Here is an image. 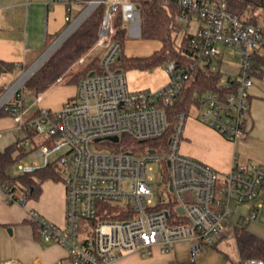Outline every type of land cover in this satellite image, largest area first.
Masks as SVG:
<instances>
[{
    "label": "built area",
    "instance_id": "1",
    "mask_svg": "<svg viewBox=\"0 0 264 264\" xmlns=\"http://www.w3.org/2000/svg\"><path fill=\"white\" fill-rule=\"evenodd\" d=\"M60 2L68 11L70 25L66 34L73 27L75 31L98 7L105 6L97 43L102 50L100 66L79 79L76 95L60 110L40 109L35 117L24 122L18 117L24 108L23 99L9 109L11 116L18 118L19 131L27 128L45 137L41 143L28 135L21 137L19 146L31 150L25 158L34 153L41 164L25 163L24 158L17 164V171L31 173L54 165L59 173L65 174V224L59 226L37 211L28 212V220L45 242L67 250V257L55 264H114L132 253L151 256L155 247L169 253L180 242L191 244L190 256L195 261L203 246L215 247L226 237H235L237 227L252 222L264 224V165L236 163L230 172L221 175L210 165L180 152L185 124L193 109L198 110L202 124L228 141L235 142L245 136L251 89L255 77L262 73L256 55L264 48V28L232 14L225 0H176L183 10L180 23H189L194 18L200 22L192 40L200 55L199 62L220 70L217 60L222 56L220 45H223L230 49L231 55L241 58V65L238 74L223 76L220 81L229 93L202 94L198 106L190 113H178L173 132L163 143L171 128L168 112L192 77L191 69L170 61L165 68L169 75L165 86L130 89L127 72L115 68L124 49L115 37L114 20L118 13L127 25L138 20L137 4L132 0H96L90 5L92 11L84 10L74 18V0ZM124 135L138 141L161 139L157 145L159 151L150 149L138 154L122 147L112 152L92 149L94 143L118 144ZM113 136L119 141L106 140ZM97 139L102 140L96 142ZM165 164L169 182L164 186L172 188L175 203L162 195L156 199L152 172L158 166L157 175L164 179ZM221 177L224 179L219 183ZM0 190L8 203L26 204L24 195H11L5 186H0ZM106 204L120 209L110 210ZM82 220L92 221L94 227L93 236L83 242L79 234ZM240 264L263 263L251 260Z\"/></svg>",
    "mask_w": 264,
    "mask_h": 264
},
{
    "label": "crops",
    "instance_id": "2",
    "mask_svg": "<svg viewBox=\"0 0 264 264\" xmlns=\"http://www.w3.org/2000/svg\"><path fill=\"white\" fill-rule=\"evenodd\" d=\"M88 1L91 0H74L72 16L77 14V10L85 6ZM67 18L66 5L60 0H0V60L23 68L37 58L49 40L53 42V45L66 31L69 25ZM137 23L138 26L135 29L130 28V31L141 37L139 20ZM127 28L129 30V25ZM256 61L262 73L255 77L254 86L251 89L250 111L244 137L235 142L228 141L218 132L202 124L198 118H189L185 124L180 152L210 165L221 175L230 172L236 163L264 165V48L257 52ZM222 64L223 62H220V70L227 76L238 74L241 65L240 63L238 68L231 71ZM157 69L162 67L153 69L158 71L155 73V76L159 75L158 80H146L147 76H154L152 70H148L151 73L140 70L128 71L127 74L132 73L131 79L138 80L133 90L159 89L165 86L169 77L165 73L164 78H160L162 71ZM74 95L75 91L72 89L64 94L59 104L51 106L56 111L60 110L66 100L73 98ZM42 108L53 110L48 107ZM12 131L16 133V139L12 138ZM0 132L4 134L0 137V151L15 143L18 138L25 136L21 130H18V126L14 127L11 120L7 118L0 119ZM43 184L39 198L34 199L36 202L31 205H29L31 199H28L26 204L8 203L5 194L0 190V264L11 261L16 264H55L58 260L67 257L68 252L64 247L45 242L28 220V212L31 210L37 211L54 224L61 222L65 216V185L57 190L56 204L59 211L51 212L43 209L38 203L45 191ZM63 222L65 224L64 220ZM252 223L264 226L261 222ZM255 235L264 239V233ZM190 249L189 242H180L169 253L164 254L155 247L151 256L132 253L118 259L114 264H212L213 259L217 264H240L241 262L238 245L233 235L226 237L215 247L203 246L195 261L191 260ZM216 251L222 253L224 257L221 258L222 260L216 257Z\"/></svg>",
    "mask_w": 264,
    "mask_h": 264
},
{
    "label": "trees",
    "instance_id": "3",
    "mask_svg": "<svg viewBox=\"0 0 264 264\" xmlns=\"http://www.w3.org/2000/svg\"><path fill=\"white\" fill-rule=\"evenodd\" d=\"M137 4L138 20L141 29V39L155 40L161 43V48L149 56H127L124 52L115 64V68L123 71H148L159 67H165L170 61L175 62L183 69H191L192 77L186 82L180 92L177 104L168 112L171 123L170 131L163 138L166 143L176 117L180 112L190 113L193 107L199 104V98L207 92L227 95V91L221 86L220 81L224 74L220 70H213L210 64L200 63L198 50L193 46L194 34H189L179 17L183 14L182 8L176 0H132ZM228 10L242 20L259 25L264 28V0H225ZM105 14V6L102 5L93 11L89 17L72 33V35L53 53V55L31 76V78L19 89L14 98L0 109V118L10 116L9 109L13 103L23 99L27 91L37 96L44 94L50 88L62 80L68 71L87 53L97 47L99 30ZM114 26L117 30L116 38L122 42L123 49L127 39L128 28L118 13ZM184 32L178 42L177 35ZM99 63L93 61L80 72L68 79V83L75 84L78 79L87 76L91 69L98 68ZM193 67V68H192ZM20 69L14 63L0 60V79L4 75L15 74ZM4 87L0 85V98ZM39 110L32 115V118ZM29 134V135H28ZM31 138L34 132L29 131ZM161 139L138 141L129 136H122L116 145V151L121 147L131 153H146L150 149H156ZM22 138L0 151V186L7 187V193L17 196L24 195L28 199L39 198L42 184L47 180H58L59 172L54 165L36 170L31 173H15L17 164L23 160L31 150L19 146ZM109 144H112L108 142ZM163 150L166 149L164 146ZM110 210L117 209V205L106 204ZM119 218L120 216H114ZM235 239L238 245L241 262L251 260L261 261L264 264V239L249 231L248 226H240L235 230Z\"/></svg>",
    "mask_w": 264,
    "mask_h": 264
},
{
    "label": "rangeland",
    "instance_id": "4",
    "mask_svg": "<svg viewBox=\"0 0 264 264\" xmlns=\"http://www.w3.org/2000/svg\"><path fill=\"white\" fill-rule=\"evenodd\" d=\"M88 5H89V1L87 2V4L85 6H83L80 9H78L77 10L78 11L77 15L75 14L76 16L74 15L73 17L77 18V16H79L88 7ZM121 9L122 8L120 7L118 11L120 12ZM69 25L67 26V28L69 27ZM128 25H129V30H128L127 39H126L125 46H124V53L126 55H129V56H147V55H151L155 50L160 49L161 44L158 41H155V40H144V39H141L140 36H137V35L131 33L130 28L135 29L138 26L137 21L136 22H132V23H130ZM184 27L187 29V32L189 34H196L198 32V30H199L200 22L194 18V19L190 20L189 23L185 22L184 23ZM183 35H184L183 31L178 33V35H177V41L178 42L182 39ZM52 43L53 42L51 40H49L47 46H45L42 49V51L37 56V58H35V60H33L32 62H29L28 64H26V66H24L23 68H20V70L17 73L8 74V75H4V76L1 77L0 85H2L4 87L3 95L5 93H7L19 81V79H21L23 77V75L30 69V67L49 48H51L50 46L52 45ZM220 49L222 51V56L219 57V59L217 61L218 62H223L222 65H224L225 68L228 69V70L230 69L232 71L233 69L238 68V66L241 63V58L238 55H230V53H231L230 49L227 48V47H224L223 45H220ZM101 51L102 50L100 48L95 47L94 50H92L91 52H89L85 56H83L68 71L67 75L62 80H60L55 86L50 88L44 94H42L40 96H37V95H35L32 92H29V91L25 92L23 94L24 108H23L22 112L18 115V117L21 118L22 120H24V122H26L27 120L31 119L32 115H34V113L36 111H38L39 109H41L42 107H48V108L53 109V111H56L55 108H53V106H56L57 104H59L61 102V100H62V98H63L65 93H68L72 89L75 91V95L77 93V86L75 84L78 83V81H79V79L81 77L78 79L77 83H75V84L68 83L67 82L68 79L71 78L76 73L80 72L82 69H84L88 64L92 63L93 61H95L96 63L100 64L101 63V59H102L101 58V56H102V52ZM165 68H166V66L162 67V69H157V70H161L162 71L160 78H164L165 75H163V74H165V73L169 77V75L166 72ZM152 72H153L152 74H154V76L153 75L147 76L146 80H150V79L158 80L159 79V75L158 74L155 76V73H157L158 71H153L152 70ZM149 73H151V72H149ZM131 74L132 73L129 72L127 74V78H128V85H129L130 89L133 90V87L135 86V84H137L138 80L131 79L132 78ZM224 76L227 77L226 74ZM133 81H135V82H133ZM149 87H152V86H149ZM16 91H18V89ZM14 94H12V96ZM42 98H43V101L41 102ZM68 100H70V99H68ZM68 100H66V102ZM51 105H53V106H51ZM42 109H45V108H42ZM198 117H199L198 110L197 109H193L192 112L190 113V117L189 118H198ZM3 118H7V119L11 120L12 125L14 127L18 126V124L16 122V121H18V118H13L11 115L3 117ZM0 119H2V118H0ZM13 131L11 132V136H12V138L13 137L15 138V134L16 133H14ZM29 131H30L29 129L23 128V130L21 132L24 135H27L26 133H28ZM2 136H4V134H2L0 132V137H2ZM33 139L35 140V142L41 143V142L44 141L45 137L42 136V135L34 134ZM116 148H117L116 145L109 144L108 142L94 143L92 145V149L95 150V151H99V152H112V151H116ZM33 161L38 163V164H41V161L35 157L34 153L29 155L27 158H25V163L32 164ZM164 170H165V178L164 179H160L159 175H157L158 171H160L158 166H156V171L152 172L155 175V183H156V186H157L156 199L160 195H162L167 201L171 200L172 203H175L176 198H175L174 194L172 192H170L169 187L165 188V186H164V185L168 184V182H169V170H168L167 164H165V169ZM14 171H15V173H19L17 171V168H15ZM59 174H60V178L57 181L50 179V180H47V181L44 182L43 189L45 191H44V194L41 197V199H39V201H38V203L40 204V206L43 209L49 210L51 212H58L59 211V208H58V206L56 204L57 190H58V188H61L62 186L65 185L64 184L65 174L63 172H60ZM223 179L224 178L221 177L219 183ZM128 188H129V186H126V190H128ZM35 202L36 201L34 199H31V200H29V203H30L29 205H31L32 203H35ZM119 209H120V207H119ZM119 209H116V212L119 211ZM64 215H65V213H64ZM41 216H43V215H41ZM63 220L65 221V216H63ZM63 220L61 222H57L56 225L63 226L64 225ZM47 221H49V220H47ZM51 223H53V222H51ZM248 229H249V231L254 232L255 234L264 233V226H262V225H260L258 223H251L249 225ZM93 232H94V227L92 225V221H90V220H82L80 222V229H79L80 241L83 242L87 238L92 237L93 236ZM184 248H187V246H184ZM216 257L218 259H220V260H222L221 258H224L222 253L221 252H217V251H216ZM214 263H216V261L213 259L212 260V264H214Z\"/></svg>",
    "mask_w": 264,
    "mask_h": 264
},
{
    "label": "bare ground",
    "instance_id": "5",
    "mask_svg": "<svg viewBox=\"0 0 264 264\" xmlns=\"http://www.w3.org/2000/svg\"><path fill=\"white\" fill-rule=\"evenodd\" d=\"M73 29L74 27L69 32L73 31ZM69 32L53 47H51L50 50L46 54H44V56L40 58L32 67H30V69L23 75V77L19 79V81L0 99V108L11 98L12 94H14L17 89L19 90V88L22 87V85L32 75V73H34L36 69H38L48 59V57L54 52L58 45L67 37V35H69Z\"/></svg>",
    "mask_w": 264,
    "mask_h": 264
},
{
    "label": "water",
    "instance_id": "6",
    "mask_svg": "<svg viewBox=\"0 0 264 264\" xmlns=\"http://www.w3.org/2000/svg\"><path fill=\"white\" fill-rule=\"evenodd\" d=\"M95 1H96V0H92L91 3L95 2ZM91 3L88 5V7L85 9V11H86V10H91V11H92V9H90V7H91V6H90ZM91 11H90V12H91ZM88 16H89V15H88ZM88 16L82 21V23L88 18ZM136 21H138V20H136ZM82 23H81V24H82ZM81 24H80V25H81ZM80 25H79V26H80ZM79 26H78V27H79ZM73 32H74V31H73ZM73 32H72V33H73ZM72 33H70L69 35H67V37H66V38H65V39H64V40L58 45V47L54 50V52H55V51H56V50H57V49H58V48H59V47H60V46H61V45H62V44H63V43H64V42H65V41L71 36V35H72ZM65 35H66V31H65V32H64V33H63V34L57 39V41L53 44V46H54L59 40H61ZM53 46H51V47H53ZM49 50H50V48H49L44 54H46ZM54 52H53V53H54ZM53 53L48 57V59L53 55ZM44 54H43L40 58H42V57L44 56ZM40 58H39V59H40ZM39 59H38V60H39ZM48 59H47V60H48ZM38 60H37V61H38ZM47 60H46V61H47ZM37 61H36V62H37ZM46 61H45V62H46ZM36 62H35V63H36ZM45 62H44V63H45ZM35 63H34V64H35ZM44 63H43V64H44ZM34 64H33V65H34ZM43 64H42V65H43ZM33 65H32V66H33ZM42 65H41V66H42ZM32 66H31V67H32ZM41 66H40V67H41ZM40 67H39V68H40ZM39 68H38V69H39ZM38 69H36V71H37ZM36 71H35V72H36ZM35 72H34V73H35ZM34 73H32V75H33ZM32 75H31V76H32ZM90 75H92V74H90ZM31 76L25 81V83L31 78ZM25 83H24V84H25ZM5 94H6V93H5ZM5 94H4V95H5ZM4 95H3V96H4ZM3 96H2V97H3ZM2 97H1V98H2ZM1 98H0V99H1ZM0 109H1V108H0ZM101 140H102V139H97L96 142H99V141H101ZM106 140H109V141H111V142H118V141H119V138H118L117 136H113V137H108V138H106ZM150 153L153 154L154 151L151 150ZM170 190H172V188H170ZM179 212H180V213H183L182 209H179ZM9 231L11 232V230H9Z\"/></svg>",
    "mask_w": 264,
    "mask_h": 264
}]
</instances>
